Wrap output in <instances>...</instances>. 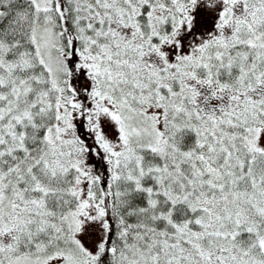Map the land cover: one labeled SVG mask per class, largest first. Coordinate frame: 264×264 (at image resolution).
Instances as JSON below:
<instances>
[{"label":"snow or ice","instance_id":"6c2138e0","mask_svg":"<svg viewBox=\"0 0 264 264\" xmlns=\"http://www.w3.org/2000/svg\"><path fill=\"white\" fill-rule=\"evenodd\" d=\"M0 264H264V0H0Z\"/></svg>","mask_w":264,"mask_h":264}]
</instances>
